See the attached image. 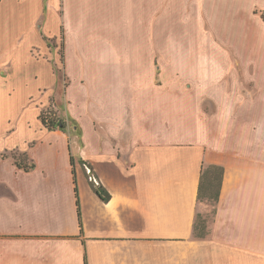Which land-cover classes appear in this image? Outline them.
Listing matches in <instances>:
<instances>
[{
  "label": "crops",
  "instance_id": "obj_1",
  "mask_svg": "<svg viewBox=\"0 0 264 264\" xmlns=\"http://www.w3.org/2000/svg\"><path fill=\"white\" fill-rule=\"evenodd\" d=\"M131 5L143 12L142 0ZM141 13L147 37L128 44L124 84L109 73L115 80L98 92L86 135L49 131L62 138L63 153L28 137L0 148L26 153L35 164L26 172L0 155V264H84V254L87 264H264L262 35L256 41L246 33L239 57L217 50L200 59L201 72L187 87L167 70L174 46L167 71L156 68L153 16L149 27ZM155 20L157 36V0ZM79 160L92 168L108 201L94 192ZM208 165L223 168L215 203L198 197ZM197 214L207 221L204 238L193 233Z\"/></svg>",
  "mask_w": 264,
  "mask_h": 264
},
{
  "label": "rangeland",
  "instance_id": "obj_2",
  "mask_svg": "<svg viewBox=\"0 0 264 264\" xmlns=\"http://www.w3.org/2000/svg\"><path fill=\"white\" fill-rule=\"evenodd\" d=\"M133 1L0 0V148L21 144L28 137L63 153L62 138L41 130L34 116V108L39 113L50 98L69 118L67 134L86 135L98 92L115 79L125 83L121 77L128 74L127 58L133 50L128 44L147 37L140 33L141 12L133 9ZM142 3L141 18L149 27L153 16L156 68L166 70L168 49L174 46L176 60L167 70L175 80L185 78L187 87L201 72L200 59L217 50L239 57L246 33L248 38L253 35L257 41L262 35L264 40V0H157V36L156 0ZM200 39L207 43L206 49L200 47ZM109 73L116 74L115 79L109 80ZM7 90L11 96L5 95ZM13 124L17 128L12 134H2L6 127L7 133L13 130ZM11 151L2 150L0 155L11 156Z\"/></svg>",
  "mask_w": 264,
  "mask_h": 264
},
{
  "label": "trees",
  "instance_id": "obj_3",
  "mask_svg": "<svg viewBox=\"0 0 264 264\" xmlns=\"http://www.w3.org/2000/svg\"><path fill=\"white\" fill-rule=\"evenodd\" d=\"M261 18L264 20V13L261 14ZM46 40L48 39L46 38ZM52 47H55V45L52 44ZM61 48H63V45H61ZM63 56H64L63 52L61 51L60 52L61 60H63ZM38 119L40 120L42 126L45 127L48 131L60 130L67 134V130L71 127V125L68 122L69 118L66 119L64 116H62L59 113V107L55 102L54 98H51L48 106L40 111ZM68 150L70 153L71 173L74 183L76 209H77V216H78L80 235H81L83 233L81 208L78 198V186H77V179L75 173V161L73 155L71 154L69 140H68ZM11 156L14 159V163L16 167L26 172L30 171L35 166L34 162L32 160H29V157L27 156L26 153L12 152ZM79 161L82 164L86 163L82 160ZM222 175H223V168L221 166L208 165L205 168H202L200 174L198 197L200 199L207 198L212 203H215L218 200ZM90 184L94 192L98 195V197L101 200L103 201L109 200L110 198L109 193L102 185H100V183L97 186L93 185V183L91 182ZM193 233L194 236L198 238H204L208 234L207 221L204 218H202L200 214L196 215V219L193 227ZM84 264H87L86 254H84Z\"/></svg>",
  "mask_w": 264,
  "mask_h": 264
},
{
  "label": "built area",
  "instance_id": "obj_4",
  "mask_svg": "<svg viewBox=\"0 0 264 264\" xmlns=\"http://www.w3.org/2000/svg\"><path fill=\"white\" fill-rule=\"evenodd\" d=\"M82 166H83V169L85 170L88 180L91 183H93V185L97 186L99 184V181L97 177L95 176V174L93 173L92 168L86 163H83Z\"/></svg>",
  "mask_w": 264,
  "mask_h": 264
}]
</instances>
